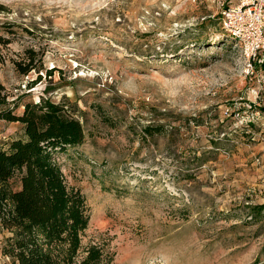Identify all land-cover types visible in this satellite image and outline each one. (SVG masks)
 I'll use <instances>...</instances> for the list:
<instances>
[{
    "label": "rangeland",
    "instance_id": "374dc122",
    "mask_svg": "<svg viewBox=\"0 0 264 264\" xmlns=\"http://www.w3.org/2000/svg\"><path fill=\"white\" fill-rule=\"evenodd\" d=\"M235 4L0 0V149L4 114L64 104L84 141L54 157L105 264H264V49L223 29Z\"/></svg>",
    "mask_w": 264,
    "mask_h": 264
},
{
    "label": "trees",
    "instance_id": "16d2710c",
    "mask_svg": "<svg viewBox=\"0 0 264 264\" xmlns=\"http://www.w3.org/2000/svg\"><path fill=\"white\" fill-rule=\"evenodd\" d=\"M3 117L21 124L23 137L0 149L1 254L11 264H105L100 248L82 245L89 208L54 157L83 143L80 122L49 100Z\"/></svg>",
    "mask_w": 264,
    "mask_h": 264
},
{
    "label": "built area",
    "instance_id": "2783aa9c",
    "mask_svg": "<svg viewBox=\"0 0 264 264\" xmlns=\"http://www.w3.org/2000/svg\"><path fill=\"white\" fill-rule=\"evenodd\" d=\"M221 13L224 30L240 46L248 60L264 49V0H235Z\"/></svg>",
    "mask_w": 264,
    "mask_h": 264
}]
</instances>
